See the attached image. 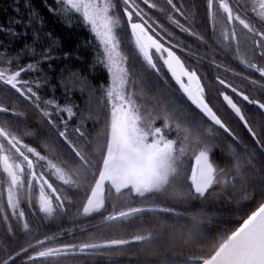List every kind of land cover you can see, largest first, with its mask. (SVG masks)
<instances>
[{
	"label": "trees",
	"instance_id": "trees-1",
	"mask_svg": "<svg viewBox=\"0 0 264 264\" xmlns=\"http://www.w3.org/2000/svg\"><path fill=\"white\" fill-rule=\"evenodd\" d=\"M175 2L183 4L194 30L205 36L206 44L173 28L159 13L155 15L183 42L185 51L177 48V55L197 70L205 85L206 101L238 139L212 125L187 100L161 60L157 63L162 75L148 69L136 54L130 30L122 26L117 35L129 70L125 92L135 100L142 126L159 127L166 139L175 142L176 156L171 157L172 171L162 191L144 197L136 195L131 187L118 191L107 183L104 207L86 214V203L100 183L110 150L111 105L106 93L111 76L102 63L103 49L79 19L50 12L49 7L56 8L54 0H0V25L17 34L0 32V53L12 61L13 71L29 63L36 66L37 71L22 73V79L33 82L40 98V107L36 108L14 90L5 95L6 106L21 115L0 113V119L8 120L0 125L4 141L0 156H15L20 141L43 155L45 160L37 161L29 154L35 162L34 171L42 173L52 186L45 185V191L55 208L51 217L39 211V185L30 181L27 172L23 182L12 184L0 169V259L27 249L23 257H17L16 264H24L27 256L36 257L32 264H203L225 243L226 235L264 200V148L256 144L219 92L243 106L249 124L262 139L264 111L243 101L230 88H223L217 76L234 82L250 97L264 100V91L246 81L242 84L231 71H223L229 68L249 75L231 53L225 54L213 40L206 0ZM114 3L115 14L126 25L120 0ZM188 48L194 56L188 55ZM213 55L215 62L223 66L221 69L212 63ZM250 76L262 80L258 73ZM36 81L40 82L39 88L35 87ZM5 87L0 84V94ZM49 100L71 107L74 115L69 119L66 113L47 105ZM44 110L50 115L45 117ZM11 129L15 130L16 144L8 139ZM59 131L67 132L74 144L71 150ZM201 150H207L214 168V182L203 198L194 193L190 183ZM135 207L143 210L133 211ZM13 210L17 215L19 210L24 211L25 217H13ZM124 213L130 214L114 219ZM96 221L99 226L94 225ZM25 222L27 230L22 226ZM140 234L150 239L91 252L87 247L85 251L78 248L107 238ZM63 247L77 248L80 253H50Z\"/></svg>",
	"mask_w": 264,
	"mask_h": 264
},
{
	"label": "snow or ice",
	"instance_id": "snow-or-ice-1",
	"mask_svg": "<svg viewBox=\"0 0 264 264\" xmlns=\"http://www.w3.org/2000/svg\"><path fill=\"white\" fill-rule=\"evenodd\" d=\"M54 3L56 8L49 7L50 12L58 17L67 15L70 18L79 19L89 27L103 49L102 63L111 76V85L106 93L111 105L110 137L117 151L121 148H128L141 165V172L129 180L141 195L148 188L147 176L153 161L165 156L174 159L176 149L175 142L166 139L162 135L161 128L142 126V117L136 102L131 95L125 92L129 83V70L126 67L127 57L122 52L117 35V29L122 26L130 30L131 42L136 54L142 58L148 69L162 75L157 63V60H161L187 100L212 125L223 129L234 140L238 139L206 101L205 85L197 70L186 65L181 56L177 55L175 49L185 51L183 42L178 41L174 33L160 23L155 15L159 13L173 28L187 36L194 37L201 44H206L205 36L194 30L192 22L183 10L182 3L178 6L175 0H159V2L158 0H120L123 15L126 17V25H122L120 17L115 14L114 0H54ZM206 11L213 40L225 54L231 53L232 58L237 60L249 75L229 68H223V71H231L232 76L238 78L242 84L246 81L247 85L264 91V0H206ZM179 17H183L185 22L182 23ZM0 32H6L11 36L17 35L13 29H5L3 25H0ZM165 36L169 39L165 40ZM187 52L188 55H195L191 48H188ZM46 59H51V57L46 56ZM197 59L202 58L197 57ZM212 63L217 69L223 67L215 62L214 55ZM11 64L12 61L5 60L4 54L0 53V84L6 86L4 93L0 94V113L11 112L12 115L19 116L21 114L15 108L9 109L6 106L5 95L10 90H14L25 101L39 108L40 98L34 90L33 82L22 79V73L38 69L29 63L26 67L13 71ZM251 73H258L262 80L251 78ZM217 81L223 88H230L232 93L241 97L249 105H255L259 110L264 111V100L250 97L234 82L227 81L221 76H217ZM35 87H40L39 81L35 82ZM219 95L235 116L243 122L244 128L256 144L264 148V139L259 137L249 124L243 106L234 102L233 98L223 91H220ZM46 104L58 112L66 113L69 119L74 115L71 107H61L52 100L47 101ZM43 115L47 117L50 113L44 110ZM7 122L8 120L0 119V125ZM49 123L55 127L53 121L49 120ZM75 131L79 132L80 129ZM14 133L15 130L11 129L8 139L16 144L17 141L13 139ZM58 135L63 138L70 150L74 147L66 131H59ZM3 142V138H0V144ZM29 154L36 157L37 161L45 160L44 156L34 148L20 141L15 156L9 157L6 153L0 156V169L12 184L23 182L22 177L27 172L30 181H35L39 185V211L51 217L55 208L46 194L45 185L47 188L52 186L42 173L38 174L34 171L35 162ZM196 162L198 168L192 172L190 183L194 193L203 198L214 182V168L209 162L207 150L199 152ZM47 167L51 169L50 165ZM94 210L97 209H85V213ZM13 217L22 220L25 213L19 210L17 215L16 210H13ZM3 220L7 222L8 217L4 216ZM22 226L25 230L29 227L27 222ZM9 231L11 232L10 225ZM26 251L27 249H23L15 255L9 254L0 259V264H16L17 257H23ZM35 259L34 256H27L24 264H32ZM214 264H264V200L251 211L239 227L226 235L225 243L215 255Z\"/></svg>",
	"mask_w": 264,
	"mask_h": 264
},
{
	"label": "rangeland",
	"instance_id": "rangeland-1",
	"mask_svg": "<svg viewBox=\"0 0 264 264\" xmlns=\"http://www.w3.org/2000/svg\"><path fill=\"white\" fill-rule=\"evenodd\" d=\"M111 147H113L114 153H115L116 145L114 144L112 139L110 140V148ZM116 159H118V162L115 165L116 173L114 175H111V176L109 175V177L106 176V178H104V180L102 181L103 183H101L100 185V187H102V191H98L97 192L98 194H95L91 199H89L88 203H86L87 205L85 209L99 210L102 207H104L105 205V201H104L105 192L104 191L106 188V184H105L106 181L111 182L114 188H116L118 191L124 190L126 189V187H131L132 191H134L136 195L137 194L141 195L138 192L137 188L134 187L129 182L131 177L139 174L142 170L141 165L139 164L138 160L135 158V156L132 154V152L128 148H123L121 155ZM111 162L112 161L109 160L110 165H111ZM112 168L113 167H111V169ZM171 171H172L171 157H167V156L159 157L155 161H153L149 169V174L147 176L148 188L143 192L141 196L145 197V196H148L149 194H156L162 191V189H164L169 182V176L171 174ZM110 177H114V178H110ZM11 196H13V193H11ZM14 204L15 203H14V196H13L12 206H14ZM119 210H122V208H120ZM138 210H143V209L142 207H135L133 209V211H138ZM94 211H90L88 212V214H91ZM94 225L99 226L100 223L96 221ZM63 236H60V237H63ZM148 239H150L149 236H145L144 234H140L139 236H132L128 238H125V237L122 238V236H120V237H115V239L107 238L106 241H96L93 243L91 242V244L85 245V248L83 247H78V248H80L83 251L88 250L87 248H89V251L87 252H91V250H96V249L104 250V249H107V247L125 246V245H128L129 243H139V242L147 241ZM74 252L80 253L79 250L77 248L75 249L74 247H63V248H59L58 250H53L50 253L53 254V253H74ZM44 253L49 254L48 251Z\"/></svg>",
	"mask_w": 264,
	"mask_h": 264
},
{
	"label": "flooded vegetation",
	"instance_id": "flooded-vegetation-1",
	"mask_svg": "<svg viewBox=\"0 0 264 264\" xmlns=\"http://www.w3.org/2000/svg\"><path fill=\"white\" fill-rule=\"evenodd\" d=\"M109 148H110V145H109ZM122 149V148H121ZM120 151V150H119ZM119 151H117V149H116V151H115V153H114V149H113V147H111L110 148V150H109V152H108V156L107 157H109L108 159L110 160V161H112L111 162V165L109 164V160H108V162L106 163V166H105V171H104V167H103V173H102V176H101V178H100V180H99V184H98V186H96L95 187V190H94V195L95 194H98L97 192L98 191H102V187H100V185H101V183H103L102 181L104 180V178H106V176L107 177H109V175L111 176V175H114L115 173H116V170H115V165L117 164V162H118V159H116V155L119 153ZM111 155V156H110ZM114 159H116V160H114ZM111 167H113L112 169H111ZM111 169V170H110ZM126 172H128V171H126ZM115 177V176H114ZM114 177H110V178H114ZM107 183H110L111 184V182H108V181H106V185H107ZM93 195V196H94Z\"/></svg>",
	"mask_w": 264,
	"mask_h": 264
},
{
	"label": "water",
	"instance_id": "water-1",
	"mask_svg": "<svg viewBox=\"0 0 264 264\" xmlns=\"http://www.w3.org/2000/svg\"><path fill=\"white\" fill-rule=\"evenodd\" d=\"M122 151H123V148H122V149L119 151V153L116 155V158H118V157L121 155ZM197 168H198V165L196 164V165H195V170H197ZM128 214H130V213H127V214H125V215H119V216H116L114 219L116 220V219H118V218L126 217ZM221 246H222V245H221ZM221 246L215 251V254H214L211 258H209L208 260H206L203 264H214V258H215V255L217 254V252H218V250L221 248Z\"/></svg>",
	"mask_w": 264,
	"mask_h": 264
}]
</instances>
